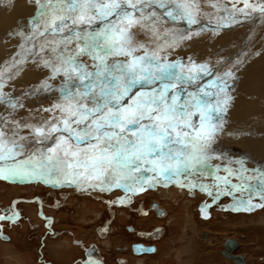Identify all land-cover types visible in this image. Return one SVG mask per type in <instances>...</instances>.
Listing matches in <instances>:
<instances>
[{
	"label": "rangeland",
	"instance_id": "1",
	"mask_svg": "<svg viewBox=\"0 0 264 264\" xmlns=\"http://www.w3.org/2000/svg\"><path fill=\"white\" fill-rule=\"evenodd\" d=\"M191 1L147 0L139 7L142 8L144 16L148 14L153 18H158L160 12V14L172 18L167 13L172 11L175 15L178 11L176 4L178 2L186 3L195 16V23H206V25L213 27L216 26V23L226 24L229 22L232 24L233 22L236 23V20L239 22L240 17L246 19L252 15L246 12L240 13V11L234 13L231 10V13L222 14L223 12L219 10L226 11L227 9L218 4L216 0H193L203 9V12L199 14ZM234 3L238 7L242 4V7L239 8H244V4L240 3V0H235ZM260 12L256 11L255 14L258 15ZM140 14L139 11L136 12L137 16ZM45 20L47 18L40 19V30H42ZM232 20L235 21L231 22ZM105 22L97 21L100 26L99 29H103L102 24ZM142 24L143 27L137 25L138 27L133 26L131 29L134 34V41L135 37L139 40L140 33L144 34L150 29H146L149 26L146 23L142 22ZM213 27L211 30L217 31V33L213 34L210 32L211 30L206 28L201 29V31L185 28L181 32H173L168 36H153L139 44L133 42V46L137 49L133 52V56H153L154 54L156 58L151 61L153 67L157 64H179L183 66V72L181 68H176L172 75L164 80L141 81L130 89L126 95L129 99L121 100V105L127 106L142 93H152L162 89L163 84L175 83L176 87L168 90L169 100L173 96H178L180 102L183 103L182 101L190 99V94H196L209 104L216 105L217 100L224 98V94L219 92L218 86H223L226 81V92L231 99L226 112L221 111L224 115H218L222 114L221 112L214 115L212 123L217 126L218 132L216 131V135L210 141L211 144L209 143V146L204 150L205 158L199 160L200 162H195L193 166L179 176H174L171 179L157 177L151 171L134 173V176L143 178L138 183L109 175L105 178L103 190L100 182L96 180H89V182L83 178H78L74 181L72 178V180L68 179L70 183L68 184V182L58 178L57 175H64L62 173L54 172L49 176L45 170V175L26 174L40 173L41 168L36 166L40 165L39 157L44 158L45 155H50V149L55 148L59 143L57 138L48 140L49 129L52 125L42 126L37 120H42L51 115L46 113L53 112H59L57 116L55 115L56 117L54 116L53 122L60 118L59 116L63 113L58 106H66L69 102L68 97L84 92L94 80H81L74 74L71 77L65 76L63 72L54 73L52 66L54 64L58 66V56L67 53L64 49L62 50V47H59L62 45L52 42L44 48H39L38 45L37 49H40V52L33 56L31 53L37 50L32 49L34 45L26 47L27 58H30L25 68L16 76L17 74L14 73L18 71L21 65L19 56L21 44L30 40L24 41L28 34L20 35V46L0 61V132L4 133L3 140L7 142L8 146L16 145L17 152L14 158L9 156L5 160H0V168L21 167L23 172L16 175H9L6 172L4 175H0V216H4L5 209L11 207L15 199L37 197L40 200L44 197L51 203L49 204L51 208H48L43 216L45 218L51 217V220H57V223L54 224L53 230L49 229L48 226L50 228L52 226L50 221L44 222L38 217L36 219L32 212H26V214L22 212L23 220L20 223L10 220L0 221V229L3 228L12 239L9 242L0 239V264H81V262L86 261V250L92 245L98 248L99 258L103 257L101 264H235L222 255L226 239L239 240L241 246L237 254L244 255L247 264H264V170L257 171V169H261L258 166L260 162L264 163V155L262 157L264 154V137L260 138L264 136V129L261 127V124L264 125V113L259 110H264V20L257 24L254 21H241L234 27H223L227 31L215 30ZM51 37L61 38V35L56 34ZM83 42L84 40L73 39L69 43L84 46L85 43ZM203 42L210 43L206 47H198ZM101 54L106 55V50L102 51ZM85 56L88 59L90 57L87 54ZM116 57L118 58L116 59ZM130 59L131 57L123 55L110 54L109 57L106 55V63L110 65L111 69L117 71L114 73L117 76L121 73L115 66L125 64ZM89 61L91 63L90 59ZM193 64L206 65L208 72L200 73L196 79L191 81L178 79L182 75L187 76L188 69ZM229 72L232 75L226 76L225 73ZM12 74L14 80L5 83L11 77L9 75ZM147 83L150 84L147 85ZM203 92H208L209 95L204 96ZM90 94L84 97V101H88ZM91 95L96 98L94 94ZM242 108L250 109V112L243 115L238 112ZM194 110L192 109L194 114L191 116V125H193L192 128H198L200 115ZM10 112L15 114L12 116ZM18 115L25 118L26 121L30 119V123L39 124V128L48 131L43 135L44 139L40 140L41 136L31 126L32 130L28 131L29 121L23 122V127L21 124H17L20 121ZM241 122L244 124L242 125ZM241 126L242 128H240ZM60 127L62 128V126ZM80 127L82 128L84 125H80ZM218 128L222 132L219 133ZM258 128H261L260 131ZM182 130L188 132L185 139H190L194 135V132L189 128ZM182 130L179 129L178 131ZM253 130L254 135L252 134ZM246 134L250 137H247ZM19 135L21 137L17 138ZM220 137L223 138L222 141ZM26 139L28 141L35 140L36 143L35 141L33 143L37 146L30 148L31 145H28ZM37 141L46 142L37 143ZM85 146L82 145V147ZM229 146L231 147L228 148ZM177 147L178 145H173V148ZM243 147L247 150L243 151ZM179 148L184 152L191 151L190 148L183 146H179ZM117 179L119 184H117ZM92 185L97 186L93 187ZM233 185L238 187L233 188ZM73 187L80 189V192L86 195L82 196V193L81 196L69 194L60 198L62 194H59L60 199H56V196L46 193L48 189L59 191L66 189L64 190L66 192ZM140 188L143 190L138 191L137 189ZM171 189L176 191L173 195L156 193ZM127 194L143 195L142 197L145 199L134 197V202L131 204L133 210L120 208L124 199L128 198ZM103 199L107 200L103 201ZM106 201L110 202L111 209L116 215V220L113 223L115 233L111 236L109 234L114 227L111 225L107 236L97 233V229L104 227L111 217L110 210L105 204ZM153 201H159L161 204L159 217L155 218L153 215L140 216L137 211L140 204H143L145 209L150 210L149 206ZM21 204L24 205L25 203H20L19 206ZM201 204L211 206V218L209 220L201 218L198 209ZM150 213L153 212L150 211ZM14 216L15 214L12 212L8 215L10 218H14ZM127 226L149 232L158 230L156 233L157 241L153 242V245L156 244L158 249L157 253L135 257L129 251V245L139 238L135 234L128 233ZM45 229H49L48 231L51 233L46 232ZM205 232L209 235L207 239H203L202 233ZM56 242L57 244H55ZM63 243H67L68 248L74 244L75 249H67V251L61 252L62 250H59L58 247H63ZM123 247H126V252L118 249ZM69 254L70 259L60 261ZM122 260L124 261L122 262Z\"/></svg>",
	"mask_w": 264,
	"mask_h": 264
},
{
	"label": "snow or ice",
	"instance_id": "2",
	"mask_svg": "<svg viewBox=\"0 0 264 264\" xmlns=\"http://www.w3.org/2000/svg\"><path fill=\"white\" fill-rule=\"evenodd\" d=\"M147 0H45L41 4L40 16L31 21L35 31L43 36L63 34L67 29L72 31V26L91 23L100 19L107 21L104 29L86 36L74 32L71 37L61 35V39L53 40V44H67L75 40H84V46L77 45L75 54L58 56V66L54 64L53 72H63L71 77L75 73L81 80L92 79L84 92L72 94L68 97L66 106H58L64 114L58 124L52 125L50 133H67L58 137L59 143L50 149V155L40 161V173H26L27 175H47L62 173L73 180L83 178L100 182L101 189L105 178L109 175L116 178L129 179L133 183L140 182L143 178L134 176L136 172L151 171L157 177L171 179L204 159V150L213 139L217 126L212 123L215 113L226 111L230 97L227 95L226 81L219 87V92L224 94L222 100H217L216 105L190 94V99L180 102L178 96L169 100V88H175V83L163 84L162 89L152 93H142L133 100L132 104L121 105V100L129 93L130 89L139 82H152L164 80L172 75L173 70L183 66L179 64H157L153 67L151 61L155 55L133 56L137 49L133 46V26L143 27V10L139 7ZM40 3V0H37ZM246 7L256 8L247 2ZM178 11L167 14L173 19L186 18L188 23H195L196 19L190 6L186 3H177ZM127 9H132L129 11ZM259 10L264 12V6ZM139 11L140 16L136 15ZM40 17H47L40 30ZM116 17L113 21L110 18ZM70 22V23H69ZM111 55L131 57L125 64L115 67L120 75H114L106 63L105 51ZM65 53L67 47H65ZM80 54H87L97 61L94 67L95 74L87 72L86 66L77 63ZM206 65L193 64L188 69L187 76H180L181 80H194L200 73H207ZM226 76L232 74L225 73ZM89 93L95 95L92 106L84 101ZM208 96V92H203ZM192 109L200 115L198 128H192ZM62 125V128L60 127ZM75 125V127H74ZM84 125V127H80ZM189 128L194 132L190 139H185L188 132L178 131ZM38 135H44L43 128L35 129ZM4 133L0 132V160L17 155L16 145L8 146L3 140ZM82 145H86L82 147ZM190 148L184 152L179 147ZM27 163V162H25ZM148 166V167H144ZM16 175L22 173L21 167L0 168V175L5 173ZM7 178V176H5ZM49 182H52L49 180ZM117 184L119 180L117 179ZM96 187L97 185H92ZM238 186L233 185V188ZM142 191L143 188L137 189Z\"/></svg>",
	"mask_w": 264,
	"mask_h": 264
},
{
	"label": "bare ground",
	"instance_id": "3",
	"mask_svg": "<svg viewBox=\"0 0 264 264\" xmlns=\"http://www.w3.org/2000/svg\"><path fill=\"white\" fill-rule=\"evenodd\" d=\"M227 1V2H226ZM216 2L218 3V4H220V5H223V6H225L226 7V11H222V10H219V11H221V12H223L222 14H227V12L228 13H231L230 12V10L231 11H233L234 13L235 12H237V11H240V13H244V12H246L247 14H249V15H251V16H248V18H246L245 19V17H240V20H238L239 22H241V21H243V22H250V21H254V22H256V24L257 23H259V22H261V21H263L264 20V12H260V10H259V7L260 6H264V0H240V3H243L244 4V8L243 9H240L239 7L241 6L242 7V4L238 7L237 6V4L236 3H234L235 2V0H216ZM248 3V4H250V5H252V6H254L255 8H256V10H253V7H246L245 6V3ZM191 3L193 4V6H195V9H197L196 11L197 12H199V14H201V12H203V9H201L200 8V6L198 5V4H196L193 0L191 1ZM216 5V4H215ZM221 7V6H220ZM219 7V8H220ZM40 8H41V6L39 5V3H37V0H0V61H2V60H4V58L5 57H8L9 56V54H11L14 50H16L17 49V47H19L20 45L19 44H21L20 42V35H22L23 33H26V34H28L27 35V39H25L24 41H26V40H29V42H27V43H22L21 44V47H20V49H21V53L19 52V56H20V60H21V65H20V67H19V69H18V71L16 72V73H14L16 76H18L20 73H21V71L25 68V66H26V64H27V62H28V60H29V58L30 57H28L27 58V56H28V53H27V50L25 49L26 47H28L29 45H34V47L35 46H37V48H38V45H39V48L40 47H45V46H48L49 44H51V42L53 41V40H59V39H61V38H55V37H51V35H48L47 33H45V35H43V36H41V35H39V33L38 32H36L35 31V28H34V26L32 25V23H31V21H33L36 17H38V16H40ZM218 8V9H219ZM127 10H129L130 11V9H127ZM245 10V11H244ZM131 11H132V9H131ZM256 11L258 12H260V13H258V15L257 14H255L256 13ZM195 13V12H194ZM220 13V12H219ZM233 14V13H232ZM159 17L158 18H153V17H151V16H149L148 14L147 15H143L144 16V20L142 21L143 23H146L147 25H149V26H147L146 27V29L148 28H164V27H173V26H184V25H191V26H194V28H200L199 30H201V29H203V28H206V29H209V30H211V28L213 27V26H210V25H206V23L205 24H198V23H188V21H187V19H182V18H176V19H173V17L172 18H169V17H166V16H164L163 14H160V12H159ZM207 15V14H206ZM235 15V14H234ZM208 16V15H207ZM249 17H251V18H249ZM43 18H47V17H40V19H43ZM216 18H218V17H216ZM242 18V19H241ZM111 20H113V21H115L116 20V17H112V18H110ZM237 19H239V18H237ZM100 19H96V20H93L91 23H86V24H79V25H74V26H72V28H73V30H72V35H73V33L74 32H80L81 33V35L82 36H86V35H88V34H91V33H93V32H99V31H102L103 29H104V26H105V24L107 23V21L104 23V24H102V27H103V29H99L100 28V26L97 24V21H99ZM46 21V20H45ZM44 21V22H45ZM101 21H103V20H101ZM207 21V20H206ZM233 21H235V20H232L231 22H233ZM43 22V23H44ZM104 22V21H103ZM239 22H237V20H236V23L235 22H233L232 24L231 23H226V24H220V23H222V22H220V23H216V26L215 27H213V29H215V30H226V29H224V28H230V27H234V26H236ZM70 23V22H69ZM202 23V22H201ZM204 23V22H203ZM215 23V22H214ZM208 24V23H207ZM228 24V25H227ZM247 24V23H246ZM228 26V27H226V26ZM244 25V24H243ZM137 26V25H136ZM138 27V26H137ZM216 27H218L217 29H216ZM224 27V28H223ZM41 28V27H40ZM188 29H191L190 27H187ZM221 28V29H220ZM223 28V29H222ZM139 29V28H138ZM185 29V28H184ZM193 29V28H192ZM246 29V28H245ZM44 29L42 28V30L41 31H43ZM90 31V32H89ZM227 31V30H226ZM221 34V33H220ZM58 36L59 35H63V34H57ZM71 35V36H72ZM63 36H67V37H70V35L69 34H64ZM207 37H212V36H207ZM23 38V37H22ZM212 38H214V37H212ZM36 40L37 41H39V42H37V43H35L36 42ZM56 40V41H57ZM23 41V42H24ZM48 41V42H47ZM81 42V41H80ZM133 42H135L134 40H133ZM83 43H85V42H83ZM136 43V42H135ZM210 43V42H209ZM209 43H205V42H203L202 44H200V46H198V47H201V46H204V47H206ZM60 45H62V46H59V47H62V50L64 49L65 50V47H67V54L68 53H72V54H75V52H76V49H77V45L78 44H72V43H68L67 44V46H65V45H63V44H60ZM24 48V49H23ZM162 48V47H161ZM36 50V49H35ZM40 49H37L36 51H34V53H31L32 55L31 56H33V55H35L37 52H40L39 51ZM60 50V49H59ZM61 50V51H62ZM60 51V52H61ZM106 55H108V57H109V55L110 54H107V52H106ZM179 55V54H178ZM177 55V57H179ZM183 54L181 53V56H182ZM116 56V55H115ZM118 56V55H117ZM136 56V55H135ZM118 57H116V59H117ZM89 59L91 60V63H90V61H89ZM89 59L85 56V54H80L78 57H77V63H80V64H82V65H84V66H86V71L87 72H90V73H93V74H95V72L97 71V69L94 67V65L97 63V61H95V60H92L90 57H89ZM115 59V60H116ZM126 59V58H125ZM115 60H113V61H115ZM116 64V63H115ZM152 65H153V63H152ZM109 67H110V65H109ZM110 69H111V67H110ZM111 71L113 72V74L115 73V72H117V71H115V70H113V69H111ZM264 71V70H263ZM74 75H76L75 73H73ZM264 75V74H263ZM9 76H11L10 78H8L9 80L10 79H12L13 78V74L12 75H9ZM92 80H95L94 79V75H93V78H92ZM2 81V80H1ZM6 82V81H5ZM264 83V82H263ZM68 84H69V82H68ZM148 84H150V83H147V85ZM257 85V84H256ZM232 86V85H231ZM260 86V85H259ZM261 89V88H260ZM263 89H264V87H263ZM135 90V89H134ZM264 91V90H263ZM258 92V91H257ZM218 95V94H217ZM220 96H221V94H220ZM127 97V96H126ZM130 98H133L132 96H129ZM223 97V96H222ZM221 97V98H222ZM127 100V99H129V98H124V100ZM218 99V98H217ZM86 100V99H85ZM246 100V99H245ZM232 101V100H231ZM243 101V100H242ZM93 102V101H92ZM183 102V101H182ZM239 103V102H238ZM132 104V103H131ZM236 104H237V102H236ZM264 104V103H263ZM262 104V105H263ZM91 105V104H90ZM89 105V106H90ZM264 106V105H263ZM231 107V106H230ZM238 107V106H237ZM239 107H240V105H239ZM232 109V108H231ZM243 109V110H242ZM241 110L240 109H238V110H240V111H238V112H240L241 114H246V113H248V112H250V109H245V108H242ZM233 110V109H232ZM246 110V111H245ZM262 113H264V110H261V109H259ZM195 111V110H194ZM33 112V111H32ZM47 112V111H46ZM50 112H52V111H50ZM226 112V111H225ZM224 112V113H225ZM230 112H231V110H230ZM11 113V115L13 116V114H15V113H13V112H10ZM59 112H53V113H46V114H51L50 116H47L46 118H44V119H42V120H37V122H40V124L41 125H43V126H49V125H55V124H58L59 123V121L63 118V114L61 115V116H59L60 118H58V119H55V123L53 122V118H54V116L56 115L57 116V114H58ZM196 113V112H195ZM222 113V112H221ZM228 113V112H227ZM240 113H238V114H240ZM44 114V113H43ZM194 114V113H193ZM45 115V114H44ZM218 115H224L223 113L222 114H218ZM217 115V116H218ZM227 115V114H226ZM55 116V117H56ZM198 116V115H197ZM18 117H19V115H18ZM41 117V116H40ZM218 117H220V116H218ZM230 117V116H229ZM263 117H264V114H263ZM196 118V117H195ZM221 118V117H220ZM226 118V117H225ZM244 118V117H243ZM200 119V118H199ZM214 119V118H213ZM228 119V118H227ZM226 119V120H227ZM230 119V118H229ZM233 119V118H232ZM18 120H20L19 122H17V124H21L22 125V123L23 122H25L26 121V119L25 118H23L22 116L21 117H19V119ZM30 119H27V121H29ZM195 120V122H196V119H194ZM222 120V119H221ZM225 120V121H226ZM241 120V119H240ZM26 121V122H27ZM192 121V120H191ZM218 121V120H217ZM244 121H246V122H248V120H245L244 119ZM194 122V121H193ZM219 122V121H218ZM1 123H3V122H1ZM236 123V122H235ZM240 123V122H239ZM238 123V124H239ZM242 123V122H241ZM198 124V123H197ZM218 124V123H217ZM244 123H242V125H243ZM33 125H35V123L33 124V123H30V121L28 122V131L30 132L32 129H30ZM39 125V124H38ZM37 125V126H38ZM225 125V124H224ZM31 126V127H30ZM40 126V125H39ZM60 126H62V125H60ZM193 126V125H192ZM229 126V125H228ZM233 126V125H232ZM264 125H262L261 124V127L264 129V127H263ZM19 127V126H18ZM221 127V126H220ZM219 127V128H220ZM237 127V126H236ZM238 127H239V125H238ZM250 127H253V126H250ZM255 127V126H254ZM51 128V127H50ZM219 128H218V130H219ZM231 128V127H230ZM240 128H242V126L240 127ZM243 128H244V126H243ZM256 128V127H255ZM35 129H37V127L35 126V128H33V130L35 131ZM46 129V128H45ZM187 129V128H186ZM221 129V128H220ZM250 129H252V128H250ZM259 129H261V128H258V130ZM19 130V129H18ZM26 130V129H25ZM182 130V129H181ZM233 130V129H232ZM231 130V131H232ZM241 130V129H240ZM244 130V129H243ZM242 130V131H243ZM257 130V131H258ZM184 130H182V132H183ZM217 131V130H216ZM225 131V130H224ZM246 131V130H245ZM260 131V130H259ZM46 132V131H45ZM48 132V131H47ZM46 132V133H47ZM187 132V131H186ZM192 132V131H191ZM190 132V133H191ZM218 132V131H217ZM216 132V133H217ZM220 132H222V131H220L219 130V133ZM236 131H234V133H235ZM57 133H59V132H57ZM57 133H48L49 134V137H48V140L50 141V140H54V139H58V137H56L57 136ZM237 133V132H236ZM243 134V133H242ZM249 134V133H248ZM253 135H254V130H253V133H252ZM261 134V133H260ZM28 135V134H27ZM216 135V134H215ZM221 135V134H220ZM247 135V134H246ZM250 135V134H249ZM249 135H247V137H250ZM41 137L39 138L40 140L41 139H44V136L43 135H40ZM193 136V135H192ZM218 136V135H217ZM252 136V135H251ZM257 136V135H256ZM255 136V137H256ZM262 136V135H261ZM19 137H21V135H19L17 138H19ZM233 137V136H232ZM254 137V136H253ZM264 136H262V137H260L261 139L263 138ZM220 138H222V137H220ZM220 138H219V140H220ZM225 139V138H224ZM261 139H260V141H261ZM27 140V139H26ZM47 140V141H48ZM215 140V139H214ZM223 140V138L221 139V141ZM226 140V139H225ZM251 140H253L252 139V137H251ZM258 140H259V138H258ZM23 141V140H22ZM28 141V140H27ZM31 141V140H30ZM30 141H28L27 143H28V145H31L30 146V148L31 147H34V146H37L35 143H36V141L35 140H32L31 142ZM35 141V143H33ZM220 141V142H221ZM250 141V140H249ZM256 141H257V139H256ZM263 141V140H262ZM30 142V143H29ZM218 142V141H217ZM242 142H243V140H242ZM253 142V141H252ZM37 143H42L41 141H37ZM239 143H241V142H239ZM211 144V143H210ZM257 144V143H256ZM256 144H253V145H256ZM249 145V144H248ZM247 145V146H248ZM39 146V145H38ZM209 146V145H208ZM232 146V145H231ZM231 146H229L228 148H230ZM234 146V145H233ZM246 146V147H247ZM258 146V145H257ZM261 146V145H260ZM179 147V146H178ZM238 147V146H237ZM236 147V148H237ZM252 147V146H251ZM227 148V149H228ZM234 149H235V147H233ZM232 148V149H233ZM244 148V147H243ZM255 149V148H254ZM238 150V149H237ZM244 150H247V149H243V151ZM249 150H251V149H249ZM258 150V149H257ZM182 151H184V150H182ZM239 151V150H238ZM242 151V152H243ZM51 154V153H50ZM235 154H236V152H235ZM238 154H240L239 152H238ZM208 155V154H207ZM220 155V154H219ZM223 155V154H222ZM226 155V154H225ZM257 155H258V153H257ZM263 155L264 154H262V157H263ZM46 156V155H45ZM44 156V157H45ZM261 157V156H260ZM211 158V157H210ZM259 158V157H258ZM43 158L42 157H39V161L40 160H42ZM214 159V158H213ZM220 159V158H219ZM262 158H260V160H261ZM18 160H20V159H18ZM262 161V160H261ZM200 162V161H199ZM206 162V161H205ZM204 162V163H205ZM197 163V162H196ZM3 164V163H2ZM40 164V163H39ZM256 164V163H255ZM258 164V163H257ZM256 164V165H257ZM36 166H39L40 167V165H36ZM211 166V165H210ZM209 166V167H210ZM258 166H260V168L261 169H257V171H260V170H264V163H262V162H260V165H258ZM212 168V167H211ZM47 171V170H46ZM263 173H264V171H263ZM57 176H59L58 178H60V179H62L63 181H65V182H68L69 183V181H68V179H71L72 180V177L71 176H69V177H65L64 175H57ZM66 178V179H65ZM70 180V181H71ZM87 182V181H86ZM54 183V182H53ZM73 188H76V187H73ZM77 190H79L80 191V189H78V188H76ZM82 190V189H81ZM176 191L175 190H173V189H171V190H169V191H166V192H161V191H159V192H157V193H165V194H167V195H173L174 193H175ZM184 192V191H183ZM184 195V194H183ZM175 196V195H174ZM167 197H169V196H167ZM168 199V198H167ZM174 199H175V197H174ZM173 200V199H172ZM27 208H29V211L31 210V211H33V209H31V208H33L32 206H27ZM84 210V209H83ZM34 214V213H33ZM211 218V217H210ZM209 218V219H210ZM209 219H204V220H209ZM206 233V232H205ZM209 237V235H208V233L207 234H203V239H207ZM237 240V239H236ZM10 241V240H9ZM9 241H6V242H9ZM238 242H239V240H237ZM225 243V242H224ZM239 245L241 246V243L239 242ZM223 247H224V245H223ZM240 248V247H239ZM238 251V250H237ZM237 251L234 253V255L235 254H237ZM156 252L157 251H155V253H153V254H156ZM223 252V251H222ZM153 254H148V255H153ZM142 255H145V254H142ZM142 255H140V256H142ZM135 256H137V255H135ZM140 256H137V257H140ZM244 256V255H243ZM244 259H245V256H244ZM232 261V260H231ZM233 262V261H232ZM245 263L247 264V262H246V259H245Z\"/></svg>",
	"mask_w": 264,
	"mask_h": 264
},
{
	"label": "flooded vegetation",
	"instance_id": "4",
	"mask_svg": "<svg viewBox=\"0 0 264 264\" xmlns=\"http://www.w3.org/2000/svg\"><path fill=\"white\" fill-rule=\"evenodd\" d=\"M54 2H55V0H54ZM45 3V0H40V3H39V5L41 6V4H44ZM72 30H73V28H72ZM72 32V31H71ZM71 32L70 31H68L67 29L64 31V33H63V35L64 34H69L70 36L72 35L71 34ZM85 42V41H84ZM92 83H94V82H92ZM125 98H127L126 96H125ZM95 98H93L92 97V95L90 94V97L88 98V101H85L86 103H88L89 105L90 104H92L93 102V100H94ZM90 100V101H89ZM40 123V122H39ZM35 126L37 127V129L39 128V125L37 126V125H33L32 126V128H35ZM43 126V125H42ZM22 127H23V124H22ZM31 129V128H30ZM62 134H65V135H67V133H62V132H59V133H57V136L56 137H59L60 135H62ZM42 143H44V142H46V141H41ZM89 181V180H88ZM90 182V181H89ZM68 184H70V183H68ZM64 190H66V189H63V190H61V191H59V190H57V189H48V191H46V193L48 192L49 193V195H51V196H56L57 198L56 199H60V198H63L65 195H69V194H71V195H74V196H81V193L82 192H80L79 190H77L76 188H71V189H69L70 191H66V192H64ZM157 193V192H156ZM59 194H62V197H58L59 196ZM85 193H82V196L84 195ZM86 195V194H85ZM104 195H106V196H110V195H108V194H104ZM104 195H102V196H104ZM139 197L140 199H145L144 197H142L141 195H136V194H127V197L128 198H126V199H124V202H123V204L120 206V208L122 207V208H127V209H129V210H133V208L131 207V204L134 202V197ZM168 199H169V197H168ZM63 200V199H62ZM105 200H107V199H103V201H105ZM20 203H25L24 205H20L19 206V204ZM33 203V204H32ZM49 204H51L49 201H48V199H46V198H44V197H42L40 200H38V198L37 197H31L30 199H25V198H18V199H15L14 201H13V203H12V206L11 207H8V208H6L5 209V212H4V216H0V221L2 222H5V221H8V220H10V221H13V222H18V223H20L22 220H23V216H22V212H25V214H26V212H32V213H34L33 215L36 217V219H37V217L40 219V220H44V222H49L50 221V223L52 224V226H51V228L50 229H52L53 230V228H54V224H56L57 223V220H54V219H52L51 220V217H47V218H45L44 216H43V213L48 209V208H51V206H49ZM105 204H106V206L108 207V209L110 210V215H111V217H110V219L106 222V224L107 225H111V226H114V222H115V220H116V215H115V213L112 211V207H111V204H110V202H108V201H106L105 202ZM27 206H34L33 208H31V209H33V211H29V208H27ZM22 207V208H21ZM143 204L141 205L140 204V206H139V208L137 209V211H138V213H139V215L140 216H144V215H153V217H159V215H160V213H161V204L159 203V201H153V203L148 207L150 210H148L147 208L145 209V206L143 207ZM27 209V210H26ZM150 211H152L153 213L151 214L150 213ZM10 212H12L13 214H15V216H14V218H10V217H8V215H9V213ZM211 213V212H210ZM17 224V223H16ZM45 228H46V225H45ZM111 229V228H110ZM46 230V232H49V233H51L50 231H48L49 229H45ZM126 230H127V232L128 233H130V234H135V235H137L138 236V238L139 239H137V241H135V242H133V243H131L130 245H129V251L134 255V253H133V250H132V246L134 245V244H143V245H145V246H153V242L154 241H157L156 240V233L158 232V230H153V231H142V230H138L137 228H135V227H133V226H127L126 227ZM116 231H118V230H116ZM4 232H5V230H4ZM55 232V231H54ZM114 233H115V226L112 228V230L110 231V236L111 235H114ZM161 235H162V233L160 234V237H161ZM107 236V235H106ZM159 238V237H158ZM157 238V239H158ZM12 239H11V237H10V241H11ZM156 245V244H155ZM154 245V246H155ZM93 247H96L95 245H92L89 249H87L86 250V257H88V252L90 251V250H92L93 249ZM97 248V247H96ZM118 249H120V250H122V251H124V252H126L127 251V249H126V247H123L122 249L121 248H118ZM97 250H98V248H97ZM158 249H157V247H156V251H157ZM157 253V252H156ZM135 256V255H134ZM144 256H148V254H145V255H142V257H144ZM135 257H137V256H135ZM141 257V256H140ZM91 258H93V257H91ZM97 259H103V257L102 258H99V256L97 257ZM124 260H122V262H123ZM126 263V262H125Z\"/></svg>",
	"mask_w": 264,
	"mask_h": 264
},
{
	"label": "water",
	"instance_id": "5",
	"mask_svg": "<svg viewBox=\"0 0 264 264\" xmlns=\"http://www.w3.org/2000/svg\"><path fill=\"white\" fill-rule=\"evenodd\" d=\"M187 27H190L191 29L193 28L192 30H195V31L200 29V28H194V26H191V25H184V26L178 25V26H173V27H167V29H164V28L161 29L162 27L159 29L150 28L144 34L140 33L141 36H140L139 40H137V38L135 37V42L137 44H139L140 42L145 41L146 39H149L153 36H168V35L173 34V32H181L182 29L187 28ZM199 31H201V30H199ZM138 32H140V31H138ZM210 32H212L213 34L217 33V31H212V30ZM37 42H39V41L36 40L35 43H37ZM31 48H32V46H31ZM32 49L33 50L37 49V46L33 47ZM13 80H14V78L6 81L5 83L12 82ZM210 207L211 206L209 204H201L198 207L202 219H209L211 217ZM48 228L50 229V226H48ZM203 234L205 235L207 233H202V235ZM0 239L3 241H9L10 240V237L4 232L3 228L0 229ZM239 247H240L239 242L236 239H226L225 243H224V250L222 252V255L226 259L232 260L235 264H246L243 255H241V254H235L234 255V253L239 249ZM132 250H133L134 255H137V256H140L142 254H153L156 251V246H154V245L153 246H145L143 244H134L132 246ZM97 253H98L97 248L93 247V249L88 252V254H87L88 257L86 258V261L81 262V264H100L96 260ZM91 257H93V258H91Z\"/></svg>",
	"mask_w": 264,
	"mask_h": 264
},
{
	"label": "crops",
	"instance_id": "6",
	"mask_svg": "<svg viewBox=\"0 0 264 264\" xmlns=\"http://www.w3.org/2000/svg\"><path fill=\"white\" fill-rule=\"evenodd\" d=\"M109 230H110V224L109 225H105L104 227H101V228H99V229H97V233L99 234V235H108V233H109ZM55 244H57V242L55 243ZM73 245V246H72ZM72 245H70L69 246V248H68V245H67V243H63V247H58V249L59 250H62L61 252H63V251H67V249H69V250H74L75 249V246H74V244H72ZM71 248V249H70ZM72 252V251H71ZM99 256V252L97 253V257ZM70 254L68 255V256H65V257H63L62 259H60V261L61 260H66V259H70ZM96 260L101 264L102 262H103V259H97L96 258Z\"/></svg>",
	"mask_w": 264,
	"mask_h": 264
}]
</instances>
